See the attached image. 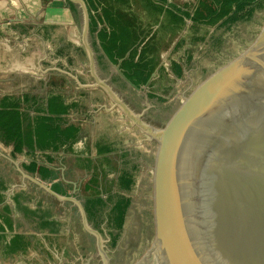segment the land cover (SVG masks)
Here are the masks:
<instances>
[{"label":"rangeland","instance_id":"obj_1","mask_svg":"<svg viewBox=\"0 0 264 264\" xmlns=\"http://www.w3.org/2000/svg\"><path fill=\"white\" fill-rule=\"evenodd\" d=\"M0 1L6 6L10 1H14L10 2V4L17 5L18 9L21 10L20 17H23L24 21L28 23H43L47 21L49 18L46 16V10L56 5L59 8L63 3V0ZM194 1L172 0L173 3L181 7L190 6ZM77 6L79 7V4ZM79 10L81 12V8ZM263 21L264 2L263 6L255 11L251 19L240 20L231 29L194 27L191 21H188L178 35L183 40L182 44L188 46V51L194 62L190 61L188 63L187 71L183 77L177 78L171 73V77L154 79V86L150 90L155 92L156 95L163 97V100L149 96L146 98V90H149L147 86L143 90L144 92L140 94L130 90L134 96H131L129 91L114 89L117 95L134 111L143 113L142 118L146 122L157 124L164 118L163 120H165L166 126L170 127L172 134H167L169 128L167 130L164 128L163 130L153 125L147 127L145 123L143 124L148 130L142 129L125 115L119 105L114 103L113 97L108 95L102 85H97L96 88L102 89L96 96H93L94 103L98 105L88 112L87 120L93 121L95 116V123L101 130L110 133L119 142V147L123 151L129 152L131 158L126 164L127 167L131 168L133 164H137L134 173L135 184L132 190L130 192H122L131 198V205L120 237L116 244L113 245L105 223L102 224V231H100L89 220L87 224L84 222L81 208L82 197L80 194L74 196L76 201L73 202V200L69 199H58L44 187L40 188L38 191L40 196L52 204L53 209L60 218L67 220L65 223L69 227L65 234L66 236L62 239V243L63 246H67L71 255L55 254L53 262L48 264H55L59 259V264H134L145 254L159 237L164 226L171 220L185 194L187 185L192 184L190 177L189 179L186 177L184 180L182 175L183 164L180 162V158L171 152L170 148L168 162L155 168L152 156L155 155L160 142L157 134L168 137L176 153L185 157L183 153L187 154V152L184 149H187L191 143L199 139L200 136H197V134L200 135L202 131L203 135L206 130L211 129L217 122L219 114L225 111L224 109L230 102L231 97L227 96V93L239 83L238 81L230 88L224 86L222 91L221 83H218L220 76L218 78L216 76L215 80L211 77L207 78L206 75L209 74L207 72L217 65L225 64L231 56L242 50L254 37ZM83 23V19L78 15V31L75 35L71 32L70 34L67 33L66 24L62 22L57 24L60 27L63 26L61 32L65 45L70 42L72 44L76 42L81 45ZM69 30L71 31V29ZM11 39H14V42H11L12 44L18 42L14 36ZM218 40H220V43ZM32 43H28V46L23 51L22 48L18 49L20 52L16 49L13 51L15 52L14 55L21 53V61H12L8 57L1 61L0 92L6 91L11 86H16V88L20 89L28 86L34 87L35 84L42 86L41 84L44 83V80H47L49 73H52L53 81L61 85L65 84L66 79L61 75H54L56 71L51 69L53 63L50 62V51L52 49L50 44H45L48 47L42 50L43 46L41 43L35 40H32ZM183 48V46L180 47V49ZM180 49L164 54V63L167 67H169V58L172 55L176 57V52ZM31 54L36 55L38 58L35 57L34 60ZM80 54L82 53H78L80 63L77 61L73 63L74 67H71V72L74 74L75 72L79 73V71L85 73L82 65L90 70L93 68L89 62L83 60ZM27 57L28 59L26 60ZM39 58H43V60L38 61ZM88 65L90 66L88 67ZM66 66L68 65L59 64L60 69H65L64 67ZM10 70L15 71L11 72ZM106 76L107 72L101 73L100 79L106 80ZM85 83L88 85L97 84L94 77L91 76L85 78ZM44 84H46V81ZM108 84L113 86L114 83L109 81ZM183 128H186V130L183 131ZM196 129L201 131L196 133ZM44 185L49 186V182H44ZM67 191L71 195L70 187L67 188ZM88 226L93 231H98L100 237L91 231ZM29 257L34 256L29 255Z\"/></svg>","mask_w":264,"mask_h":264},{"label":"trees","instance_id":"obj_2","mask_svg":"<svg viewBox=\"0 0 264 264\" xmlns=\"http://www.w3.org/2000/svg\"><path fill=\"white\" fill-rule=\"evenodd\" d=\"M90 15V35L97 51H102L98 62L103 69H107L108 62L117 64L120 59L121 69L126 78L138 87L146 85L152 78L161 61L162 52L175 40L187 20L194 27H219L231 29L240 20H249L255 11L263 6L264 0H197V5L192 8L178 6L171 0H84ZM74 12L77 7L69 2ZM200 38V37H199ZM203 38V37H202ZM220 43V40H218ZM180 38L176 46L181 45ZM71 43L58 49V56H63ZM129 52V55L127 53ZM108 62L106 63V59ZM192 56H189L188 63ZM172 72L181 77L183 66L172 62ZM161 73V72H160ZM163 78V77H159ZM156 80V79H155ZM154 79L149 82V87L154 85ZM114 83L123 89H130L128 83L121 77H113ZM58 85H61L58 83ZM149 97H163L153 91ZM24 104L26 105L25 109ZM78 104H68L63 94L51 92L48 98L40 99L37 96L25 95L24 98L5 97L0 108V141L12 144L14 152L50 151L59 153L71 151L77 141L80 125L70 122L65 117L72 108ZM32 111L35 115H32ZM112 151L110 145H98V153L104 154ZM128 152L123 157L127 159ZM53 161L54 158H51ZM50 160V161H51ZM130 159L126 160L129 162ZM37 162L28 165V170L35 172ZM137 164L131 168L125 166L118 181V191H107L106 197L93 195L84 203L87 217L96 229L102 231V224H106L111 237L110 241L116 244L123 229L131 198L125 193L130 192L135 184V170ZM39 176L44 181H54L52 190L59 194H66L59 178V172L46 166H39ZM5 186L0 187L5 190ZM99 193L98 190L94 191ZM4 195L0 193V202ZM30 216L44 218L42 227L56 231V221H50L49 211L26 208ZM13 240L11 251L16 250L18 239Z\"/></svg>","mask_w":264,"mask_h":264},{"label":"water","instance_id":"obj_3","mask_svg":"<svg viewBox=\"0 0 264 264\" xmlns=\"http://www.w3.org/2000/svg\"><path fill=\"white\" fill-rule=\"evenodd\" d=\"M75 1L83 10L86 47L94 69L95 52L87 40L90 35L88 6L84 0ZM122 60L111 64L110 76H121L130 87L142 93V87L134 85L122 72ZM219 66L207 72L206 77L215 80L220 76L218 83L222 91L224 86L230 88L242 80L240 77L246 76V83L243 82L230 122L217 145L205 187L166 232L147 264H264V21L249 43ZM155 75L156 72L152 78ZM111 77L97 78L98 84L127 117L142 129L145 126L137 121L147 127L169 128L167 134H172L164 118L154 124L146 122L142 112L134 111L108 84ZM170 142L169 138L164 141L160 138L152 156L155 168L168 162ZM47 188L60 198L76 201ZM81 208L87 224L85 210ZM93 232L100 237L98 231ZM142 259L141 256L134 264Z\"/></svg>","mask_w":264,"mask_h":264},{"label":"crops","instance_id":"obj_4","mask_svg":"<svg viewBox=\"0 0 264 264\" xmlns=\"http://www.w3.org/2000/svg\"><path fill=\"white\" fill-rule=\"evenodd\" d=\"M7 1H10V0H7ZM10 2L12 3L14 1H10ZM10 2L6 6L5 4H3L2 1H0V56H2V58H0V65L2 63L1 61L6 59L7 57L9 60H12V61H21L22 59V57L20 56L21 53L18 55H14L15 52L13 51L15 49L19 51L18 50L19 48H22V51L25 50V48L28 46V43L30 42L32 43V40H35L36 42L41 43L43 46L42 50L48 47V46L46 47L45 44L47 45L50 44V46L52 47L50 51V62L53 63V66L51 67V69H55L54 71L56 72L54 73V75H57V76L61 75L62 77H64V79H66L65 84L61 85L59 93L63 94L68 104H71V101L72 103L78 104L76 108H72L70 112L65 116L70 120V122L78 124L81 127L77 141L79 140V138L80 140L84 139L85 141L89 138L90 139L89 148L91 149L93 155L98 154V145L99 146L110 145L112 147L113 152L110 153L109 155L114 154L115 152H118L119 154L121 153L118 156L122 157L124 153L128 151L126 150L123 151L119 147V142L115 138H113V136H111L110 133H106V131L104 132L103 130H101V128L97 125V123H95L96 122L95 116H94L93 121L87 120V115L89 114L88 112H90L91 109H93L94 107L98 105L97 103H94L95 101L93 99V96H96L98 92L102 91V89L96 88L97 85L100 86V84H98L97 78H100V74L105 73V72H107L106 79L111 77L109 74L110 72L109 69L111 68L112 63L108 62V60L105 58L106 63L108 62L107 63L108 67L107 69L102 68V66L98 62V56L102 55L103 53L102 51H97L95 49L92 38L89 35L90 40H89V37L87 40L90 41V46L93 48L95 52L94 57L96 60V66L94 69L92 68L90 70L86 68V66L82 65V69L83 68L85 69V73H82L81 71H79V73L75 72L76 74L75 75L74 73L71 72V67H74L73 63H76L77 61L78 63H80L79 61L80 57L78 55L79 52L82 53L80 55H82V58L84 61L89 62L90 65L92 64L90 53L86 47L84 25H83V37H82L81 45H78L75 42L74 44L77 45L75 46L74 44L70 42L72 47H70V49H68L63 56H58L56 52L58 51L60 46L64 45V42H63L64 39H62L63 35L61 32L63 30V26L60 27L57 24L61 22L66 24L68 27V28L66 27L67 33L70 34L71 32V33H74L73 35H75L78 31V26H77L78 15H80L81 18L83 19L82 7L80 5L78 7L77 6L78 3L75 0H63V3L62 5H60L59 8H58V5H56V6H51L50 8L46 10V16L49 18L47 19V21L43 23H36V22L28 23L24 21L23 17H20L21 10L18 9L17 5H11ZM69 2H72L75 4V6L77 7V12H74L72 10V8L69 6ZM182 7L186 9V7L184 6ZM79 8H81V12ZM188 21L190 20H187L186 24L188 23ZM50 27L51 29L55 27L57 30H55L54 32V29H53L49 33V31L46 30V28H50ZM215 28L217 27H211V29H215ZM69 29H71V31ZM13 36L18 40V42L12 44L11 42H14V39H11V37ZM180 38L178 35L175 38V40L168 46V48H166L162 52L160 64L158 65L155 71L156 75L152 79L159 78V77H164V78L171 77V73H173L171 69L172 62H177L183 66V74L181 76L183 77L184 73L187 71L188 58L190 56V53L188 51L189 48L187 45L181 44V45L176 46V43L179 41ZM182 46L184 48L180 49V47ZM177 49H180L176 52L177 56L175 57V55H172L169 58V67H167L164 63V59H165L164 54L168 52L172 53L176 51ZM32 54L31 56L32 58L34 57V60H35V57L38 58L36 55H32ZM28 57L26 58V60L28 59ZM40 60L42 61L43 58L38 59V61ZM191 61L194 62L193 58L191 59ZM59 64L61 65L63 64V66L65 65H68V66L64 67L65 69L63 68L60 69ZM90 65H88V67ZM10 71L13 72L15 70H10ZM50 75H52V73H49L48 76ZM87 76L94 77V80L97 82V84H94V85L86 84L85 78H87ZM36 77L39 78L38 76ZM175 77L178 78V76L176 75ZM51 80H53V78ZM153 86L154 85H152L151 87H149V85L147 86L149 87V90L147 89L145 93L147 94V96L150 92H152V90L150 89H152ZM113 88L117 89L118 91L122 90L116 86V83L113 84ZM130 89L133 92H136L138 94V92L133 87H131ZM142 89L145 90L146 86H143ZM27 90L28 92H31V93H28L26 95H30L31 97H36V96L38 97L37 93L40 91H43V89L34 91L31 89V87L28 88ZM22 91H23L22 89H14V88L12 89V86L10 90L4 91V93L0 95V108H1L2 99H4L5 97L14 96V97L21 98V99L24 98V94H21ZM32 93L36 95H33ZM48 94L46 93L43 97L41 98L38 97V98L46 100L49 96ZM113 101L116 105H118L116 101L114 100V98H113ZM25 107L26 105L24 104V107H22V109L23 108L25 109ZM94 111L96 112V110ZM32 115H35L34 111H32ZM89 139L87 142H89ZM94 141H96L95 145L93 144ZM70 155L71 154L65 153L64 151H61L59 153H55V152L51 153L50 151L29 152L26 148L24 149L23 152L17 153V152H14V146L12 144H5L2 141H0V181L2 182V184L5 185L6 190H7V194L4 196V200L2 203L5 206L6 213L4 210L0 212V215L5 216V218L8 219L9 227H12L13 223L15 224L16 222L15 220L19 217L20 221L22 222L21 224L25 225L26 229L29 230V232H33L32 229L30 228L31 226L27 224V222L21 218L20 213H19V216L18 215L16 216L17 211L15 210L18 208V205L21 203V200H20L21 195H24V194L30 195L33 201L32 208H30L31 205L30 207L27 206L26 208L36 209L39 205L41 208H51L52 211L56 213L52 207V204H50L49 201H46L45 199H43L40 196V192H38L39 189L42 187H44L47 191H49L47 187H51L52 189L53 181H48L49 186L44 185V182L46 181L40 178L39 173H38V168L39 166H46L56 171L60 170L59 174L61 175L65 174V180L62 179L65 183L74 181L72 179L74 177L73 175H75L76 178H79L80 174H82V171L77 168H74L73 170H71L70 163H69L70 158H71ZM128 155H129V152H128ZM51 158H54V160L52 161ZM33 161L37 162V167H36L35 172H31L28 170V165ZM49 193L51 192L49 191ZM52 194L53 193H51V195ZM53 195L57 197L58 199H60V197H58L57 195L55 194ZM64 195L73 197V194L69 195L68 192H66V194ZM81 206L83 207L82 204ZM9 211L13 212L12 213L13 219H11L8 216ZM65 222H67L66 219H65ZM65 222L64 224H66ZM6 227L7 225H5V223L0 220V229H5ZM64 228L68 229V224H66ZM0 231H3V230H0ZM0 264H4L1 261V259H0Z\"/></svg>","mask_w":264,"mask_h":264},{"label":"flooded vegetation","instance_id":"obj_5","mask_svg":"<svg viewBox=\"0 0 264 264\" xmlns=\"http://www.w3.org/2000/svg\"><path fill=\"white\" fill-rule=\"evenodd\" d=\"M197 3H198L197 0H195L190 6L185 5L184 7L192 8L193 6L197 5ZM53 29L55 32L56 30L55 27L52 29L51 27L46 28V30H48L49 33ZM62 46H66V45L64 44ZM115 76H118V75H115ZM113 77L110 80L112 82H114ZM51 79H52V75L47 76V80H44V83L46 81V84L42 83L41 84L42 86L35 85L34 87L32 86L31 89L34 91L43 89V91H40L37 93L38 97L40 98L43 97L46 93L47 94L50 92L58 93L61 85H58V82H55ZM115 83L118 88L124 91H129V94L131 96L133 95L132 92L130 91L131 89H127V88L123 89L118 85L117 82ZM13 88L20 89V88H16V86H12V89ZM28 88L30 87L28 86L22 89L23 91L21 92V94H24L25 96L26 94L31 93V92H28L27 90ZM10 89L11 87L6 89V91ZM4 91L0 92V95L3 94ZM33 95H36V94H33ZM71 104H72V101H71ZM184 130H186V128H183V131ZM88 139L85 141L84 139L80 140L79 138V140L73 144L72 150L65 152V153L71 154L70 155L71 158L69 162L71 170H73L74 168H77L82 171V174H80V177L76 178L75 175H73L75 177V178L74 177L72 178L74 181L65 183L63 181L65 180V174L63 175L59 174V178L55 180V181L61 182L63 190H65V192H68L67 191L68 187L71 188L72 192H74L75 190L74 193L71 192V194H73V197L80 194V196L82 197L83 207L88 197H92L93 195H99V196L106 197L108 193L107 191H110L112 193H115L118 191L119 177L122 173L123 168L126 166V163H125L126 160L130 159V156H129L130 154L128 155L129 157L127 156V159L123 156L122 157L118 156L121 154V153L119 154L118 152H115L114 154L109 155L113 151L104 153L105 155L99 154V153L97 155H93L91 149L89 148L90 139H89V142H87ZM95 142L96 141L93 142L94 145H95ZM182 167L184 168V170H182V175L184 176V180L186 179V177L189 179L192 173L189 174V172L187 171L184 165H182ZM191 180L192 178L190 179V181ZM1 186H5V185L2 184V182L0 181V187ZM95 190H98L99 193H95L94 192ZM0 193L5 196L7 194V190L6 189L1 190ZM20 200H21V203L18 205V208L15 210L17 211L16 216L17 215L19 216V213H20L21 218L24 221H26L27 224L31 226L30 228L32 229L33 232H29V230L26 229V226L21 224L22 222L20 221L19 217L15 220L16 221L15 224L13 223L12 227H9L8 219L5 218V216L0 215V220L3 221L5 225H7L5 229H0V230H3V231H0V259L1 261L4 264H48V263L53 262V258L55 254L63 255V256L71 255L70 250L67 248V246H63V243H62V239L64 236H66L65 234L67 233L69 229V227L68 229L64 228L66 225L64 224L65 219L60 218L56 213L52 211L51 208H41L40 207L42 210L49 211V213L51 214V216L47 217V219H49L50 221L57 222V224L54 225L55 228L57 229L56 231H52L48 227L41 228L42 227L41 225L44 222L43 220L44 218H39L38 216H30L27 214V211H26L27 206L30 207L31 205L30 208H32V203H33L32 197L30 195L24 194V195H21ZM2 203L3 202H0V212L5 210V213H6L5 206ZM84 210H85V207H84ZM12 213H13L12 211L8 212V216L11 219H13ZM85 214L87 217L86 210H85ZM16 236H22V239L20 238L18 239L16 250L12 252L11 247L13 245V240L16 238ZM29 255H32L34 257H29ZM58 262L55 264H59Z\"/></svg>","mask_w":264,"mask_h":264},{"label":"bare ground","instance_id":"obj_6","mask_svg":"<svg viewBox=\"0 0 264 264\" xmlns=\"http://www.w3.org/2000/svg\"><path fill=\"white\" fill-rule=\"evenodd\" d=\"M242 80L239 81L236 87H234L227 93V96L231 97L230 102L228 106L224 109L225 111L219 114L217 122L213 126L211 124V129L206 130L203 135L201 130L196 129V133H199L201 131L200 135L197 134V136L200 137L198 140H196V142L191 143L187 149H184L187 152V154L183 153L185 157L176 153V150L174 147H172V145H168L171 152L177 157H179L180 162L186 168H188L187 171L189 172V174L192 173L190 177V179L192 178V184L190 183L191 185H187L185 194L182 200L180 201L177 209L175 210L174 214L172 215L171 220L168 224L164 226V229L162 230L159 237L142 256L143 259L138 261V264H147V262L150 260L152 255L159 247L166 232L170 229V227L175 223L179 216L184 212V210L191 204V202L199 195V193L205 187L217 145L225 134V131L230 122L238 99L243 90V82L246 83L247 77L244 76ZM137 122L141 126H145L142 122ZM145 130H148V128H146ZM157 135L158 139L162 137L163 141L164 139L168 138L160 134Z\"/></svg>","mask_w":264,"mask_h":264}]
</instances>
